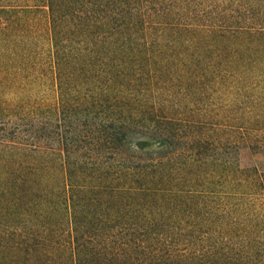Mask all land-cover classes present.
<instances>
[{"label": "trees", "instance_id": "1", "mask_svg": "<svg viewBox=\"0 0 264 264\" xmlns=\"http://www.w3.org/2000/svg\"><path fill=\"white\" fill-rule=\"evenodd\" d=\"M259 154L264 0H0V264H264Z\"/></svg>", "mask_w": 264, "mask_h": 264}, {"label": "rangeland", "instance_id": "2", "mask_svg": "<svg viewBox=\"0 0 264 264\" xmlns=\"http://www.w3.org/2000/svg\"><path fill=\"white\" fill-rule=\"evenodd\" d=\"M37 17L43 24L44 28H47V24H48L47 13L45 12L38 13ZM255 157L256 156H254L249 149L244 148L240 152V164L242 166L253 164L256 160ZM259 158L264 159L260 154H259ZM262 161L263 160H261V162Z\"/></svg>", "mask_w": 264, "mask_h": 264}]
</instances>
